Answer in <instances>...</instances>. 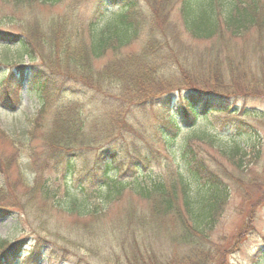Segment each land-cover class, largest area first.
Segmentation results:
<instances>
[{"label": "trees", "instance_id": "obj_1", "mask_svg": "<svg viewBox=\"0 0 264 264\" xmlns=\"http://www.w3.org/2000/svg\"><path fill=\"white\" fill-rule=\"evenodd\" d=\"M2 1L11 5L15 15L33 8L39 13L37 21L27 26L14 16L0 17V44L16 46L27 57L28 65L35 67L36 71L29 78L36 79L33 82L36 93L45 94L43 90L47 89V81L40 82L37 74L51 77L62 73L64 79L98 96L90 102L96 110H106L101 121L107 125V131L119 132L124 137L120 117L124 110L133 109V113H137L133 116L136 134L153 139L160 137L165 150L180 161L179 169L166 179L160 176L152 179L145 170L150 163L145 153L140 159L144 171L125 182L110 174L111 164L106 158L114 157L116 152L106 146L112 141L105 143L100 133L88 128L97 122L87 124L80 102H73L71 113L59 109L63 112L57 111L52 116L50 123H53L42 145L60 153L53 159H56L55 166L59 178L62 177L66 184V191L59 197L55 181L48 180L40 187L43 199L52 200L57 208L74 212L76 207L83 214L98 213L129 189L148 203L152 211L129 214L134 217L133 221L140 228L155 229L161 221L174 219L179 227L171 232L170 240L177 248L182 246L188 252L186 257L173 253L166 258L163 252L147 249L133 240L108 242L99 239V246L108 251L92 258L95 261L92 263L229 264L227 243L225 248L222 241L215 242L210 237L225 211L230 191L223 179L208 170L198 158L194 142H218L222 145V154L238 167L250 156L259 158L261 155L257 145L242 144L231 136L222 142L217 132L207 131L206 125L200 127L198 121L200 118L208 122L214 117L218 119L217 114L225 113L264 119V113L245 108L249 99L264 98V61H258L256 74L248 73L244 67L245 55L234 49L238 39L251 35L264 48V0H143L155 10L156 16L161 9L166 12L164 18L143 14V20L135 12L145 7L142 0ZM82 5L89 20L80 22L77 16ZM116 6L119 9L112 11ZM54 8L56 13H53ZM175 11L178 16L170 18ZM184 35L190 42L205 44L183 43ZM136 41H139V48L133 51L131 46ZM35 46L46 51L44 56H39L40 62H36ZM100 60L104 63L97 67L96 62ZM240 69L244 73L242 79L236 76ZM23 70L20 67L18 74H23ZM251 76L255 77L250 79ZM14 93L13 90L1 91L0 104L15 109L20 98L12 96ZM100 98L106 104L101 105ZM241 100L239 110L234 109V104ZM150 114L155 121L146 127ZM99 118L98 114L93 120ZM150 127L152 134L147 133ZM181 127L188 133L176 145ZM139 148L142 147H136ZM90 150L96 154L89 169L77 173L74 163L82 153ZM98 173H101L99 178ZM82 177L88 178L90 184L95 181L99 184L96 191L100 208L86 205V191L80 184L76 185L80 192L69 186L77 180L82 181ZM3 205V201L0 202V214L9 211ZM86 231L91 236L94 234L91 229ZM100 233L102 237L104 232ZM27 239L15 244L0 243V264H36L38 259L31 256L36 248L23 247ZM22 255L30 257L21 258Z\"/></svg>", "mask_w": 264, "mask_h": 264}, {"label": "rangeland", "instance_id": "obj_2", "mask_svg": "<svg viewBox=\"0 0 264 264\" xmlns=\"http://www.w3.org/2000/svg\"><path fill=\"white\" fill-rule=\"evenodd\" d=\"M143 4L145 7L141 8L142 11H135L140 19L143 20V14L149 16L151 13L156 18L166 17V12L162 11L163 9L159 16H156L155 10H152L146 1H143ZM118 9L119 7L116 6L112 8V11ZM79 12L80 15L77 18L80 19V22L82 19L89 20L88 13L84 12V5L79 8ZM53 13H56L55 8ZM16 14L18 15L14 14L11 5L0 0V17L14 16L20 20L23 26L34 24L39 13L36 8H33L27 12ZM177 16V11H175L171 13L170 18ZM143 37L144 33L140 40ZM182 40L187 44H200L201 46L205 44L190 42L187 35H184ZM260 44H257L251 35V37L246 36L241 40L238 39L234 46L236 53L245 55L247 61L244 67L247 68L248 73L252 71V74L255 73L260 64L258 61H264V52L262 51L264 48ZM131 47L133 51L138 50L139 41L133 42ZM35 50L37 53L36 62H40L39 56L46 54L45 48H36L35 46ZM28 62L27 57L16 46L0 44V93L3 90H13L16 93L12 96L17 95L20 98L18 105H15L13 110L0 104V202L3 201V206L9 210L7 213L0 214V243L15 244L24 238H29L23 247L36 248L35 254L31 255L38 259L36 264L95 262L92 258H97L107 250L99 246V239L108 242L133 240L134 243H142L147 249L157 250L161 254L163 252L166 258L173 253L179 257L183 255L186 257L188 252L182 246L177 248L170 240L171 232L179 227L174 219L161 221V224L155 229L140 228L133 221V216L137 212L139 215L152 213V211L148 203L130 193L129 189L124 190L122 195L113 202H107V207L98 213L85 212L83 214V211L81 212L76 207L74 212L57 208L53 205L52 200L43 199L40 187L48 180L55 181L59 197H63L66 191V184L62 177L59 178L55 166L56 159H53L60 153L43 146L42 140L53 123V121L50 123L52 116L59 109L71 113V106L75 101L80 102L83 106L82 112L87 118V124H91L93 121L97 122L96 125L93 124L88 128L93 129L95 133H100V137L105 143L112 141L106 146L116 152L114 157L106 158L111 164L109 166H111L110 174L112 176L130 182L134 175H139V172L144 171L140 159L144 157L145 153L150 159L145 170L152 179L159 176L166 179V176L172 175L173 171L175 173V169H179L177 165L180 161L165 150V145L161 142L160 137L157 136L153 139L151 136L141 137L136 134L137 129L134 127L136 123L133 122V116L137 113H133V109L131 111L124 110L123 116L120 117L122 121L120 126H122L124 137L119 132L107 131V125L101 121L105 118L106 110L103 108L96 110L90 102V99L98 96L85 88L75 86V83L70 80L64 79L65 75L62 73L51 77H43L42 73L37 74L39 81L43 79L47 81V89L43 90L45 94L39 95L33 86L36 79L29 78V75H32L36 70H34L35 67L29 66ZM103 63L104 60H100L96 62V65L100 67ZM52 64L56 65L55 62ZM19 66L24 68L21 75L18 74L20 73ZM262 71L264 72V68ZM236 76L240 79L244 77L241 69L236 73ZM253 77L255 76H251L250 79ZM100 100L101 105L106 104L104 99L100 98ZM246 102V110L264 113V98L249 99ZM242 103L243 100L237 101L234 104L236 106L234 109L239 110ZM62 110L58 112H63ZM98 114L100 118L93 120ZM217 115L218 119L214 117L208 122L199 118L198 124H201L200 127L206 125L209 132H217L222 138V142L231 136L242 144L257 145L261 155L259 158L250 156L242 166L238 167L233 166V163L222 154L223 148L218 142H214V140L194 142V150L198 158L202 160L208 170L223 179L230 191L228 204L210 238L215 242L222 241L225 248L227 243L228 253H230L227 256L229 264H264V119L241 114L239 116L233 113ZM154 121L153 114H150L146 127L149 126V122ZM181 128L176 145L188 133L185 127ZM147 133L152 134L151 127ZM136 147L142 148L136 149ZM95 154L96 152L93 150L82 153L79 156L80 159L74 163L76 172L87 171ZM134 164L137 165L134 166ZM100 175L101 173H98V178ZM81 180L75 181L74 184L70 183L69 186L72 190L80 192L77 187L80 184L86 191L84 193V198L88 201L86 205L99 207L97 205L100 202L97 198L99 192L96 191L99 184L97 181L90 184L88 178L82 177ZM129 214H133V216ZM86 229H91L94 234L91 236ZM100 231H103L107 236L100 237ZM153 231L155 232L153 233ZM239 232H242L241 235L238 234ZM154 234H156L155 237ZM36 236L41 238H34ZM37 252L40 255H36ZM190 256L195 259V256L191 254ZM28 257L30 255L21 256V258Z\"/></svg>", "mask_w": 264, "mask_h": 264}]
</instances>
